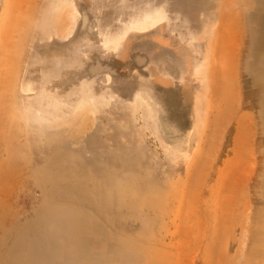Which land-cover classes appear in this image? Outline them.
Returning a JSON list of instances; mask_svg holds the SVG:
<instances>
[{
  "label": "rangeland",
  "instance_id": "1",
  "mask_svg": "<svg viewBox=\"0 0 264 264\" xmlns=\"http://www.w3.org/2000/svg\"><path fill=\"white\" fill-rule=\"evenodd\" d=\"M83 1L125 2L36 0L28 13L16 103L0 102V264H264V115L251 83L264 88L251 74L264 0H168L207 54L206 119L188 157L168 150L142 107L86 106L64 129L28 126L21 83L35 48L69 38ZM11 2L0 0V35ZM224 22L241 45L232 111L211 87Z\"/></svg>",
  "mask_w": 264,
  "mask_h": 264
},
{
  "label": "water",
  "instance_id": "2",
  "mask_svg": "<svg viewBox=\"0 0 264 264\" xmlns=\"http://www.w3.org/2000/svg\"><path fill=\"white\" fill-rule=\"evenodd\" d=\"M74 8L80 19L70 37L40 42L22 80L28 126L64 129L86 106L142 107L172 154L191 155L208 108L207 54L179 6L125 0L112 11L84 1Z\"/></svg>",
  "mask_w": 264,
  "mask_h": 264
},
{
  "label": "bare ground",
  "instance_id": "3",
  "mask_svg": "<svg viewBox=\"0 0 264 264\" xmlns=\"http://www.w3.org/2000/svg\"><path fill=\"white\" fill-rule=\"evenodd\" d=\"M35 3L36 0H12L10 4V13L6 21L4 20V26L1 30L0 102L3 107L8 110L13 108L14 102L16 103V86L24 56V51L22 49L24 36L27 32L30 19L28 13L31 14ZM73 18V12L69 11L61 25L63 30L67 28L66 25H69ZM233 18L235 21V16ZM231 24H233V22ZM222 27L219 36V45L216 50L218 61L213 70V80L211 82L212 96L215 105L221 107L226 106L229 111H232L239 99L238 58L240 56L241 45L238 34L237 32H232L230 23L224 22ZM252 57L254 58V62L251 65V74L259 72L264 75V70H262V66L264 65V30L262 37L257 41ZM251 83L257 87L255 92L256 96L261 100L260 105L262 114L264 115V88L255 82L253 78L251 79ZM101 96H98L95 100L99 101L102 99ZM87 99L89 98L87 97Z\"/></svg>",
  "mask_w": 264,
  "mask_h": 264
}]
</instances>
